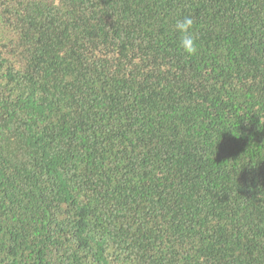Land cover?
<instances>
[{
  "label": "trees",
  "instance_id": "trees-1",
  "mask_svg": "<svg viewBox=\"0 0 264 264\" xmlns=\"http://www.w3.org/2000/svg\"><path fill=\"white\" fill-rule=\"evenodd\" d=\"M261 193L264 0H0V264H264Z\"/></svg>",
  "mask_w": 264,
  "mask_h": 264
},
{
  "label": "clouds",
  "instance_id": "clouds-1",
  "mask_svg": "<svg viewBox=\"0 0 264 264\" xmlns=\"http://www.w3.org/2000/svg\"><path fill=\"white\" fill-rule=\"evenodd\" d=\"M194 23V19L190 16L178 19L175 23L176 31L182 34L179 46L184 53L190 56H194L198 53L197 39L192 32ZM261 198H264V194L262 193Z\"/></svg>",
  "mask_w": 264,
  "mask_h": 264
}]
</instances>
